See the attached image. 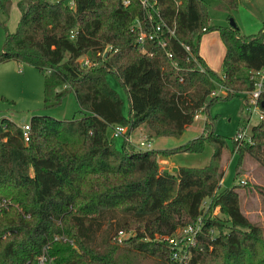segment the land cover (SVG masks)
I'll return each mask as SVG.
<instances>
[{
    "label": "trees",
    "instance_id": "trees-1",
    "mask_svg": "<svg viewBox=\"0 0 264 264\" xmlns=\"http://www.w3.org/2000/svg\"><path fill=\"white\" fill-rule=\"evenodd\" d=\"M67 1H19L15 30L0 23V64L43 75L44 110L73 94L80 115L32 116L28 142L0 119V264H264L263 231L242 214L238 185L220 190L225 150L238 156L236 176L245 156L264 168L262 123L249 128L251 143L232 140L231 148L210 120L198 138L170 150H137L124 139L118 152L108 137L121 126L128 137L145 128L149 141L178 139L218 101L209 97L218 85L234 92L222 100L241 98L244 109L254 90L249 72L264 71V23L249 36L236 24L211 23V1L230 21L240 0H152L175 37L140 47L133 30L136 21L146 27L140 0H74V9ZM10 4L0 0V15L9 17ZM212 31L226 49L220 74L198 54ZM107 75L126 91L127 118ZM206 145L207 166L160 171V155L198 154ZM215 208L226 221L209 213ZM200 217L188 260H174L167 239ZM120 232L128 238L119 240Z\"/></svg>",
    "mask_w": 264,
    "mask_h": 264
},
{
    "label": "rangeland",
    "instance_id": "rangeland-1",
    "mask_svg": "<svg viewBox=\"0 0 264 264\" xmlns=\"http://www.w3.org/2000/svg\"><path fill=\"white\" fill-rule=\"evenodd\" d=\"M23 0H11L9 8V17L5 18L0 15V23L7 27L12 33L19 22L20 14L16 7V2ZM55 2L56 0H48ZM240 6V1L239 5ZM238 9V8H237ZM211 23L218 25L217 20L224 18L226 25V13L219 8L217 2L211 1L209 7ZM237 14V11H236ZM236 14L232 18L236 24ZM242 32V31H241ZM258 33V32H257ZM245 35L244 33H242ZM5 38L4 28L0 24V49ZM106 82L109 87L114 90L123 103L122 113L125 118L129 114V103L126 91L118 80L107 75ZM44 99V79L43 75L37 70L29 66H21L15 62L0 64V119H8L18 127L29 124L32 116H50L58 120L71 121L74 118H80L78 107L73 94L68 95L63 102L52 109H43ZM242 99L238 97L229 100L218 99L208 110L207 113L200 112L195 118L194 123L186 130V132L178 139H164L172 141L170 146H179L185 144L187 140L198 138L203 130L204 123L210 120L213 123L214 132L227 140L229 148L232 146V140L235 139L238 131L248 126V129L258 123L257 117L254 115L251 119L243 109ZM145 139V140H144ZM147 130L145 128L137 129L130 140L132 146L137 149L139 143L148 142ZM124 138L114 139L115 149L122 151ZM157 140H152L154 147ZM182 144V145H183ZM158 145V144H157ZM169 147V145H168ZM213 154V147L206 145L201 153L198 154H174L172 156L160 155L158 161L168 163L172 162L175 167L202 168L209 164ZM238 156L230 150L222 153L221 165L224 171V177L220 182V190H225L238 185L240 209L242 214L248 221L259 226L264 235V168L259 166L249 157H244L242 164L238 168L239 173L236 176V165ZM236 177V178H235ZM208 201L203 205V215L207 213ZM212 216L223 221L226 218L219 213V209L215 208L211 212ZM202 215V216H203ZM178 236V235H177ZM126 238L128 235L126 234ZM177 238H180L178 236ZM186 245V243L184 244Z\"/></svg>",
    "mask_w": 264,
    "mask_h": 264
},
{
    "label": "built area",
    "instance_id": "built-area-1",
    "mask_svg": "<svg viewBox=\"0 0 264 264\" xmlns=\"http://www.w3.org/2000/svg\"><path fill=\"white\" fill-rule=\"evenodd\" d=\"M59 1V0H56ZM142 8L146 11L147 20L146 27L139 21H136L133 30L138 32V38L136 43L140 47H144L147 43H157L162 47L166 46V39L175 37V30L168 26V24L163 20L160 15L159 10L155 6V2L152 0H140ZM67 4L70 8L74 9V0H68ZM185 51L189 53V49L185 48ZM167 56L171 58L170 53ZM84 65L87 66L88 62L82 60ZM223 79V77H221ZM249 79L253 82L254 90L246 94V103L244 107L245 113L251 119L254 115L257 117L258 123L264 125V102L261 101V95L264 92V71H250ZM234 92H231L224 85H218L217 89L211 92L210 98L212 99H226L232 96ZM199 114V113H198ZM198 114L195 118L198 117ZM22 136L25 142H28L30 125L25 124L21 128ZM248 126L242 127L234 141L236 142H248L251 140L248 138ZM111 139H117L119 137H126L125 140L129 141L127 136V129L121 126H116L110 130ZM137 150H152V145L150 142L139 143L137 145ZM202 217L198 218L193 224L188 225L177 231L173 238L167 239L168 244L171 246L172 258L180 262H186L189 258L190 249L194 247L196 242V237L201 231ZM180 238H177L178 236ZM119 240L126 238V234L120 232ZM186 243V245H184Z\"/></svg>",
    "mask_w": 264,
    "mask_h": 264
},
{
    "label": "crops",
    "instance_id": "crops-1",
    "mask_svg": "<svg viewBox=\"0 0 264 264\" xmlns=\"http://www.w3.org/2000/svg\"><path fill=\"white\" fill-rule=\"evenodd\" d=\"M223 10L222 8H220ZM236 14V13H235ZM218 25H225V20L219 18L217 20ZM264 23V0H240V6L237 9L236 14V25L245 35H254L262 28ZM226 53L225 46L221 40L220 34L217 31H212L204 34L200 40L198 54L203 60L205 65L213 72L220 74L222 70V63ZM11 63V62H8ZM13 63V62H12ZM132 136V135H131ZM108 137H110V130L108 132ZM124 139L126 137H123ZM114 141V139H112ZM145 140V139H144ZM193 140V139H192ZM152 145V149L155 150H170L178 146H170L169 140L158 139L155 143V147L151 141L147 140ZM191 140H187V143ZM129 142L132 141L129 137ZM173 143V142H172ZM114 144V142H113ZM158 144V145H157ZM183 144V143H182ZM180 144L179 146H181ZM133 145V144H132ZM169 145V147H168ZM115 146V144H114ZM160 171L168 172L174 174L180 167H175V165L167 161H158Z\"/></svg>",
    "mask_w": 264,
    "mask_h": 264
},
{
    "label": "water",
    "instance_id": "water-1",
    "mask_svg": "<svg viewBox=\"0 0 264 264\" xmlns=\"http://www.w3.org/2000/svg\"><path fill=\"white\" fill-rule=\"evenodd\" d=\"M229 25H230L231 27H235V23L233 22V20H230V21H229ZM262 107H264V105H262Z\"/></svg>",
    "mask_w": 264,
    "mask_h": 264
}]
</instances>
